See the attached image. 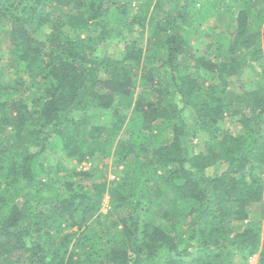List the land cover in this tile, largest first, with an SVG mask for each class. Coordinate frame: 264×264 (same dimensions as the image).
I'll use <instances>...</instances> for the list:
<instances>
[{"label":"trees","instance_id":"16d2710c","mask_svg":"<svg viewBox=\"0 0 264 264\" xmlns=\"http://www.w3.org/2000/svg\"><path fill=\"white\" fill-rule=\"evenodd\" d=\"M122 1L0 0V264H264V0Z\"/></svg>","mask_w":264,"mask_h":264},{"label":"rangeland","instance_id":"374dc122","mask_svg":"<svg viewBox=\"0 0 264 264\" xmlns=\"http://www.w3.org/2000/svg\"><path fill=\"white\" fill-rule=\"evenodd\" d=\"M124 2H125V0H123L121 3H124ZM132 3H134V2H132ZM219 30H222V28H217L216 32H218ZM208 33H210V32L207 31V32L203 33L202 35L193 36L192 37L191 43H192V51H194V53L201 54V53L205 52L207 45H209V43L212 42V40L210 39ZM206 34H208V35H206ZM122 37L123 38H128V39L131 38L132 39L135 36L134 35H130V33L124 32ZM144 42H145V39L140 41L141 44L142 43L144 44ZM121 45H123V44H119L118 47H116V50L120 51L121 47H122ZM119 51H114V52L111 51V52H108V54H110V55L113 54L112 57H114L116 54H118ZM115 52H117V53H115ZM5 58H6V55H4L3 58H2L3 61H1L2 62L1 66L5 65V63H4ZM243 77L245 78L244 80L247 79L251 84L253 82L255 84L257 83V84H260V85L264 84L260 80V75H259V72H258V68H255V67L251 68L250 71H247L246 73H244ZM225 126H227V124H225ZM231 129L234 130V126H231ZM202 137H203V135L200 132H196V134L193 135V137H192L193 143H197L199 140L201 141ZM47 155H48V153H47ZM60 155H62V154L60 153L59 150H52L51 154H49V156H44V158H47V160H51V162H56V160L58 159V157H60ZM62 159L61 160L64 163V166H66L68 168L74 167L76 165V167L78 169H83L84 170V169H88L91 166L89 162H83L82 161L81 163L77 164L75 162V160L74 161H69V160H66L64 158H62ZM99 161L101 162L100 159H99ZM99 161L95 160L94 165L99 164V166H101L102 164H100ZM102 162L105 163V164H108L107 165V171H106V180H107V182H111L112 180H117L118 178H117L116 173H115L117 168H114L112 166L111 161H109L107 159H103ZM217 172H219L217 166L216 167H212V168L207 170V175L216 176ZM108 201H109V196L107 195L103 199L102 208H101V215H103V218H105L106 221H109L112 218V217L108 218L109 214L112 215V211L110 212V209H109ZM251 210H255L256 213L261 212V214H262V218H261L262 230L264 232V201H262L259 204L253 205ZM238 226H239V223L236 222L234 224L235 231L239 229ZM239 257H240L239 255H236V257H235L236 264H256L257 263V255L252 256L247 261H243Z\"/></svg>","mask_w":264,"mask_h":264}]
</instances>
